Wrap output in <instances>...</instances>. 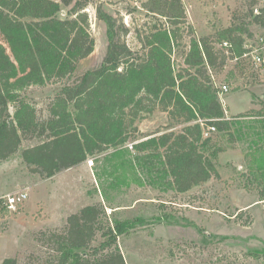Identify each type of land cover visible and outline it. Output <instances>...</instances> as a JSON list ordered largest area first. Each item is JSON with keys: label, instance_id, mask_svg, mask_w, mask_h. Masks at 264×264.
<instances>
[{"label": "trees", "instance_id": "16d2710c", "mask_svg": "<svg viewBox=\"0 0 264 264\" xmlns=\"http://www.w3.org/2000/svg\"><path fill=\"white\" fill-rule=\"evenodd\" d=\"M93 1L0 0V162L19 152L24 140L37 139L38 145L22 151V159L32 173L53 177L110 148L137 140L133 133L138 131L135 124L140 115L159 108L184 126L180 132L170 131L150 141L148 148L159 156L163 150V167L157 171L172 179L177 193L220 178L216 162L223 149L212 147V137L204 138V127L232 134L236 119L225 117L213 79L227 69L235 55H242L244 36H254L251 24L264 30V6L256 14L259 1L249 0L246 18L251 22L215 36L191 39L184 54L186 68L177 73L172 55L180 29L170 26L185 22L181 0L144 4L150 16L164 21L150 28L143 39L138 37L142 53L123 41L129 28L100 4L97 17L106 24L108 37L104 61L67 83L79 62L95 50L86 11ZM216 36L220 43L230 42V54L213 41ZM233 66V78H261L250 69ZM52 82L61 85L47 116L41 118L27 95L31 88ZM252 114L257 112L238 117L246 119ZM258 172L264 177V170ZM254 174L252 171L250 176ZM260 197L264 201V191ZM106 218L103 204L83 207L69 216L63 229L42 232L40 241L51 244L57 254L54 264H127L118 245L123 230L105 224ZM98 234L105 241L94 246Z\"/></svg>", "mask_w": 264, "mask_h": 264}, {"label": "rangeland", "instance_id": "374dc122", "mask_svg": "<svg viewBox=\"0 0 264 264\" xmlns=\"http://www.w3.org/2000/svg\"><path fill=\"white\" fill-rule=\"evenodd\" d=\"M258 1L255 9L260 10L264 0ZM93 2L86 11L95 50L79 62L67 83L104 61L108 37L106 24L97 17L100 4L129 28L122 39L140 52L143 48L139 38L164 21L147 12L144 4L149 0ZM181 3L185 22L170 26L180 29L172 55L177 73L186 68L184 54L191 39L215 36L232 26L251 22L246 18L249 0ZM249 29L254 36H244L246 41L264 34L257 25L251 24ZM213 41L217 46L221 42L217 36ZM233 68L229 62L227 69L213 79L220 92L224 85L229 86L228 93H218L219 99L225 117L236 119L232 134L216 131L210 135L215 145L212 147L223 149L216 162L220 178L214 177L186 193H177L172 179L157 171L163 167V150L159 156V152L148 148L153 138L180 132L184 126L159 108L140 115L135 124L138 131L133 133L137 140L110 148L50 178L29 170L22 151L39 141L24 140L19 152L0 162V198L21 189L29 193V199L17 212L0 214L2 219L8 218L0 226V264L8 260H16L17 264H54L57 254L50 243L40 241V234L63 229L70 215L95 204L105 206V224L118 225L123 230L118 245L127 264H264V201L260 197L264 177L258 172L264 170V75L257 81L249 75L233 78ZM60 85L52 82L30 89L27 96L41 118L47 116ZM251 110L257 115L238 117ZM212 152L213 148L209 154ZM252 171L256 174L250 176ZM104 241L98 234L93 245Z\"/></svg>", "mask_w": 264, "mask_h": 264}, {"label": "built area", "instance_id": "2783aa9c", "mask_svg": "<svg viewBox=\"0 0 264 264\" xmlns=\"http://www.w3.org/2000/svg\"><path fill=\"white\" fill-rule=\"evenodd\" d=\"M255 10L256 13H259V10ZM219 47L226 50L227 54H230L228 50L232 49V45L228 41L220 43ZM230 62H232L233 65H237L238 67L243 66L247 69H250L255 74L261 76L264 75V34L260 36L256 35L255 38L245 41L242 55H235V57H233ZM228 92L229 86L224 85L220 93L226 94ZM216 131L217 130L214 126H208L207 129L204 130V138H209L211 133ZM28 199L29 193L25 189H21L1 197L0 214L3 212H7L9 214L17 212L21 205H23ZM6 219H8L7 216L5 219L0 217V226Z\"/></svg>", "mask_w": 264, "mask_h": 264}]
</instances>
